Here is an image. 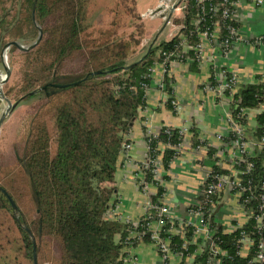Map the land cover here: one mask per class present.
I'll return each instance as SVG.
<instances>
[{
	"label": "trees",
	"instance_id": "trees-1",
	"mask_svg": "<svg viewBox=\"0 0 264 264\" xmlns=\"http://www.w3.org/2000/svg\"><path fill=\"white\" fill-rule=\"evenodd\" d=\"M185 1L188 6L183 17L175 20L184 26L180 34L169 42L151 47L138 64L123 70L129 65L126 59L130 44L105 41L89 51L85 74L62 77L60 84L67 85L65 88L42 90L56 92L55 101L32 120L20 162V173H23L22 180L28 188L36 218L26 222L20 216L17 220L6 195L18 207L17 200L0 185L5 191L0 190V264L16 263L19 255L32 264V241L23 226L43 240L47 238L54 243L57 251L54 264H120L119 258L125 246L136 244V241L129 243L127 240L133 230L132 225L110 220L106 214L116 204L114 176L121 165V145L128 141L126 136L134 122L139 120L141 109L146 104L142 84L150 86V81L145 75L154 63L161 61L156 51L179 52L184 45L197 42L191 23L198 10L195 0ZM84 2L36 1L34 18L42 30V38L33 49L22 53L24 64L20 92L27 98L36 95H29L31 91L55 79L61 62L82 48L81 34L87 29ZM10 3L11 6L7 7L0 0V47L17 18V33L10 40L25 43L37 37L31 16L33 0H10ZM224 26L238 27L239 24L231 20L225 21ZM11 49L15 50V47ZM189 70L198 72L194 64L189 66ZM170 80L164 75V94L168 97L171 96ZM75 82L79 83L74 85ZM208 83L214 85L212 75ZM4 95H8L7 92L4 91ZM168 97L164 107L170 109ZM234 99L237 101V108L232 112L235 119L238 108L260 109L264 104V82L239 84ZM255 119L259 126L264 125V109L255 115ZM163 130H159L157 137H144L150 157L156 155L158 143L173 146L179 142L176 133L168 136ZM249 134L252 139L259 140L264 135V128L253 129ZM195 136L193 133L191 147L198 144ZM232 139L231 134L222 138L224 143ZM213 153L214 149L209 147L208 157L200 162L201 165L212 169L214 175H227L228 171L215 165ZM174 155V150L164 149L162 164L165 169H168ZM247 164L249 171L241 176L240 183L246 188L243 196L247 198L246 207L257 212L263 182L264 147L256 150L254 157L247 158L245 164L235 168L244 170ZM144 178L155 183L149 170L144 171ZM199 188L202 189L201 186ZM161 193L162 188L158 187V194ZM158 197L150 198L155 201ZM252 225L254 222L250 220L243 230L253 231ZM15 233L16 239H6V235ZM238 234L239 230L231 234H215L216 243L226 251L222 264H256L249 263L255 252L253 249L247 258L237 255ZM252 238L264 242V228L260 235L254 234ZM3 240H6L4 245L1 243ZM143 240L148 242L146 238ZM178 243V238L173 237L175 249ZM192 250L193 246H189L188 251ZM10 251L14 253L12 259L8 255ZM207 259L205 251L195 261L205 264Z\"/></svg>",
	"mask_w": 264,
	"mask_h": 264
},
{
	"label": "built area",
	"instance_id": "built-area-1",
	"mask_svg": "<svg viewBox=\"0 0 264 264\" xmlns=\"http://www.w3.org/2000/svg\"><path fill=\"white\" fill-rule=\"evenodd\" d=\"M249 2V3H247ZM249 4L253 8L260 7L264 0H195L197 13L192 20L196 43L184 45L179 52H166L157 50L156 55L161 61L154 63L145 75L150 81V86L142 84L145 91L146 103L152 91L159 92L164 103L165 86L163 77L170 80L169 96L170 112L175 116L185 115L183 100L178 94L177 81L174 79L173 72H178V78L184 79L194 72L189 70V66L194 64L200 71L202 68H209L207 79L196 85V92L199 96L209 95L210 102L218 109L219 117L224 121L225 134H218L216 141L218 145L214 147L208 141L207 135L201 133L191 122L190 117L184 116L181 127L161 126L153 127L149 120L143 122L144 137H157L159 130L164 128L163 133L172 136L178 135L179 142L173 146H165L162 143L156 145V155L150 157L147 141L143 137V150L138 160L129 157L136 145L127 139L121 145V170L126 174L129 172L137 191L143 196L140 204L142 214L137 219L124 217L116 205L111 208L106 217L110 220L130 223L133 230L128 234L127 240L136 241V244L125 246L119 258L120 264H145L141 255L135 252V247L149 245L155 255L154 261L149 264H200L195 259L205 251L208 259L205 264H222V259L226 258V251L221 249L216 243L215 234H231L239 230L236 239V253L241 258H247L251 250H255L249 263L260 264L264 262V242L255 241L252 236L260 235L264 228V172L263 182L260 185V196L257 212H253L246 207L247 198L243 197L246 188L242 186L241 176L249 171L247 164L244 170H238L237 165L246 163L247 158L254 157V152L264 147V135L261 139H252L249 132L259 126L255 115L262 112L263 106L258 110L238 108L236 118L232 112L237 108L234 97L239 88V77L236 73L229 71L219 59H230L237 56V49L242 45L260 46L264 44V33L245 40L241 36L240 16L242 5ZM185 0H160L156 9L149 10L145 15L150 16L157 12L165 24L162 29L164 32L163 42H169L180 34L184 28L182 24L174 23V18H181L187 9ZM172 10V13L170 11ZM235 20L239 26H224L225 21ZM191 55H189L190 53ZM210 75L213 76L214 85L208 83ZM1 79V74H0ZM146 106V104H145ZM145 106L141 111L145 110ZM254 117V120L253 118ZM253 120V122H252ZM198 141L192 146V136ZM231 134L233 139L224 143L222 138ZM175 151L174 157L165 169L162 164L164 149ZM209 147L214 149L212 155L215 165L228 171L227 175H214L212 169L201 165V161L208 157ZM190 153V164L200 170L198 187L189 190L188 201L175 203L170 200L174 197L175 190L169 188L170 181L175 182L176 177L173 173V166L179 163L182 156ZM149 170L152 182H147L144 178V171ZM128 175V173L126 174ZM164 177L167 179L165 180ZM210 180V181H209ZM177 187L176 183L172 185ZM202 187L200 189L199 187ZM158 187L162 188V193L158 194ZM159 196L155 201L150 197ZM230 197L233 206L225 207V220L216 217L219 206L223 203L221 198ZM198 198H201L198 201ZM252 220L253 231H244V226ZM173 237L178 238L179 243L172 244ZM143 238L147 239L145 243ZM173 245V246H172ZM189 246H193L192 252L188 251Z\"/></svg>",
	"mask_w": 264,
	"mask_h": 264
},
{
	"label": "rangeland",
	"instance_id": "rangeland-1",
	"mask_svg": "<svg viewBox=\"0 0 264 264\" xmlns=\"http://www.w3.org/2000/svg\"><path fill=\"white\" fill-rule=\"evenodd\" d=\"M159 1L160 0H85V25L87 29L81 34V39L84 43L81 49L74 51L61 62L60 67L55 72L56 82L61 83V81H63L62 77L64 76L78 77L85 74L87 71L85 62L89 55V51H91L94 46L99 45V43L105 41H109L110 43L120 41L128 42L130 45L126 63L130 64L144 56L150 47H156L160 42H163L164 32L162 33L163 21L161 16H159L157 12H153L150 16L145 15L147 11L156 9ZM3 2L5 6H11L10 0H3ZM6 9L8 10V8ZM177 19L178 17L174 18V23L176 24ZM17 22H19V18H17L15 26L9 28L8 34L5 35V43L12 41L10 40L11 36L17 33ZM35 36H37V34ZM35 39L25 43H19L23 46H27ZM4 44L0 47V65L1 61H5L11 74L9 80L3 85L2 92L3 95L4 91L7 92L8 95L4 96L12 103L20 99L19 103L21 108H19V110L15 112V115L12 116L13 118L9 120L11 121L9 129L10 131L12 130L11 133L13 136L11 135L9 141H6L5 145H2L4 149L0 147V185L8 189L17 200V208L19 211L18 213L15 212L16 218L18 219L21 216L26 222H31L36 218L35 207L28 193L25 180H22L24 178L23 173H20L22 170L20 162L25 143L28 139V132L30 131L32 120L35 118V115L37 116L42 113L53 104L56 92L52 90H46L45 92L39 91L36 92V95L32 98H27V95L21 94L20 84L24 64V56L22 53L24 52L16 48L12 50L10 47L6 51L5 58H1V49ZM0 74L1 77L4 74L2 68H0ZM4 108L5 103L0 100V114ZM8 116H6L5 119ZM133 128L137 133L139 123L136 122ZM121 179L119 177L117 181V192L123 199H128L131 202V210L136 213V203L142 200V196L138 192H135L132 179L127 183H123ZM119 211L124 217L130 215V211L122 208L121 205H119ZM31 234L35 243L37 264H54L57 255L54 243L50 242L47 238L43 240V237L37 236L34 232ZM5 237L6 239H8V237L16 239L17 234H9V236L6 235ZM5 241L6 240H3L1 243L4 245ZM139 248L138 251L142 253L145 264L151 263L154 255L151 252L152 246H139ZM8 255L9 258H14V253L12 251L8 252ZM12 264L31 263L28 259L19 255L16 263L13 261Z\"/></svg>",
	"mask_w": 264,
	"mask_h": 264
},
{
	"label": "crops",
	"instance_id": "crops-1",
	"mask_svg": "<svg viewBox=\"0 0 264 264\" xmlns=\"http://www.w3.org/2000/svg\"><path fill=\"white\" fill-rule=\"evenodd\" d=\"M248 5L249 4L242 5L240 16L241 36L245 40L253 39L264 33V4L257 8H253ZM236 52L237 56L235 55L230 59H219V63H221L229 71L236 73L239 77L240 84L256 83L258 81L264 82V44L254 47L250 45H242L238 47ZM209 73V68L206 67L202 68L200 71L198 70V72L194 75H189L184 77V79H179L177 77L178 72L176 70L173 72L174 79L177 81V87L179 90L178 94L183 100V112L184 114L186 113L181 117L173 115L169 109L165 108L162 95L157 91H152L146 103L145 110L140 112L139 120L134 122V124L136 122L139 123L138 132L136 133L132 126L129 134L126 136L127 139L136 145V147L130 151L129 157H131L133 160H138L140 154L142 153L144 147L142 125L145 120H149L151 125L156 128L161 126H171L178 128L183 125L182 121L184 116H187L188 118L190 117L191 122L194 123L195 127L201 133L207 135L208 141L211 143V145L214 147L218 145L216 136L218 134H225V123L222 121L221 117L218 119V109L209 101L210 96H199L196 92V85L204 82L207 79ZM19 108H21L20 103L5 119L0 127V147L3 149L4 147L2 145H5L6 141H9L11 135L13 136L11 133L12 130L10 131L9 129V124L11 122L9 120L13 118L12 116L15 115V112L18 111ZM251 118L254 120V117ZM190 158V153H186L184 156H182L180 162L173 166V173L176 177L174 183H176V186H178L173 187L172 185L174 183L171 181L170 183L168 182V184L169 188H173L175 190L173 199L170 197V200H172L174 203L175 201L176 203L188 201L190 194H188L187 189L193 190L199 185L198 181L200 170L190 164ZM127 173L128 175H126ZM126 174L123 172V170H121L120 165L114 176V185L116 189L119 177L120 179L122 178L121 181L123 183L130 181V178H125V176L130 177L129 172H126ZM133 186L135 192L141 194L139 191H137L134 184ZM143 199L144 198L142 196V200ZM142 200L136 203V213H134L131 210V202L128 199H123L117 192L115 205L117 207L121 205L122 208L130 211V215H127V217L130 219H137L142 214V209L140 206ZM221 202L223 204L219 206L216 217L225 220V207L227 205L233 206L234 203L230 197L221 198ZM147 246L149 245H144L143 247ZM138 249H140L139 246L135 247V252L141 255L143 259L142 253H140ZM152 259V261H154L155 255H153Z\"/></svg>",
	"mask_w": 264,
	"mask_h": 264
},
{
	"label": "water",
	"instance_id": "water-1",
	"mask_svg": "<svg viewBox=\"0 0 264 264\" xmlns=\"http://www.w3.org/2000/svg\"><path fill=\"white\" fill-rule=\"evenodd\" d=\"M36 1L37 0H33V3H32V9H31V16H32V22L37 30V37L36 39L29 45L27 46H23L21 45L19 42L17 41H10V42H7L4 44V46L2 47L1 49V58H5V54H6V51L10 48V47H15L17 50L21 51V52H27L31 49H33L40 41H41V38H42V30L41 28L35 23V18H34V11H35V4H36ZM170 13H172V10L170 11ZM165 24H163L162 26V29L164 28ZM151 48V47H150ZM149 48V49H150ZM148 49V50H149ZM145 57L142 56L139 60L123 67V70H127L128 68H130L131 66L135 65V64H138L141 60H143ZM1 67H2V71H3V76H2V79H0V100L3 101L5 103V108L3 110V112L1 113L0 115V126H1V123L4 121L5 117L8 116L11 111L16 107V105L19 103V100L15 101L14 103H12L9 99H7L4 95H3V92H2V87L3 85L9 80V77H10V70L9 68L7 67L5 61H1ZM91 75H93V73H91ZM87 78V77H85ZM79 82H75L73 83L74 85L75 84H78ZM67 85H63V84H57V83H53V79H51L49 82L47 83H44L43 85L39 86L35 91H31L29 93L30 94H34L36 92H39V91H42V90H45L46 88L48 87H52V88H56V89H61V88H65ZM0 190L5 193V191L3 189H1L0 187ZM7 199L10 203V205L12 206L14 212L18 213V208L17 206L14 204V202L11 200V198H9V196H7ZM18 220V219H17ZM23 228L25 229V231H27L29 237L31 238V241H32V264H37V261H36V250H35V243H34V240L32 238V234L29 232L28 228L23 226Z\"/></svg>",
	"mask_w": 264,
	"mask_h": 264
},
{
	"label": "flooded vegetation",
	"instance_id": "flooded-vegetation-1",
	"mask_svg": "<svg viewBox=\"0 0 264 264\" xmlns=\"http://www.w3.org/2000/svg\"><path fill=\"white\" fill-rule=\"evenodd\" d=\"M53 83H57V82H56V79H53ZM57 84H60V83H57Z\"/></svg>",
	"mask_w": 264,
	"mask_h": 264
},
{
	"label": "bare ground",
	"instance_id": "bare-ground-1",
	"mask_svg": "<svg viewBox=\"0 0 264 264\" xmlns=\"http://www.w3.org/2000/svg\"><path fill=\"white\" fill-rule=\"evenodd\" d=\"M2 78V77H1Z\"/></svg>",
	"mask_w": 264,
	"mask_h": 264
}]
</instances>
